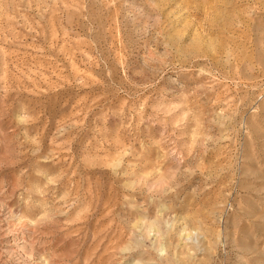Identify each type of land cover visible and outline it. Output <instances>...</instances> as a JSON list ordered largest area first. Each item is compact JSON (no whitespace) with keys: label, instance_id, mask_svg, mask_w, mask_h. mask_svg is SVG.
Instances as JSON below:
<instances>
[{"label":"rangeland","instance_id":"rangeland-1","mask_svg":"<svg viewBox=\"0 0 264 264\" xmlns=\"http://www.w3.org/2000/svg\"><path fill=\"white\" fill-rule=\"evenodd\" d=\"M0 264H264V0H0Z\"/></svg>","mask_w":264,"mask_h":264}]
</instances>
